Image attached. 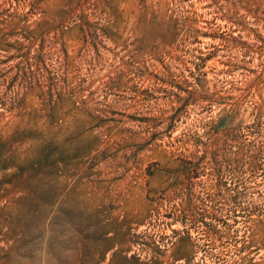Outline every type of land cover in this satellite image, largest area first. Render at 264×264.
<instances>
[{
	"label": "rangeland",
	"instance_id": "obj_1",
	"mask_svg": "<svg viewBox=\"0 0 264 264\" xmlns=\"http://www.w3.org/2000/svg\"><path fill=\"white\" fill-rule=\"evenodd\" d=\"M0 264H264V0H0Z\"/></svg>",
	"mask_w": 264,
	"mask_h": 264
}]
</instances>
